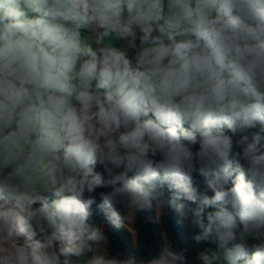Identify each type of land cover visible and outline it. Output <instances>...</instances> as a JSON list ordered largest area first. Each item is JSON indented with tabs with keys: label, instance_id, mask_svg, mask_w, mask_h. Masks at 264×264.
I'll return each instance as SVG.
<instances>
[{
	"label": "clouds",
	"instance_id": "1",
	"mask_svg": "<svg viewBox=\"0 0 264 264\" xmlns=\"http://www.w3.org/2000/svg\"><path fill=\"white\" fill-rule=\"evenodd\" d=\"M0 264H264V0H0Z\"/></svg>",
	"mask_w": 264,
	"mask_h": 264
},
{
	"label": "trees",
	"instance_id": "2",
	"mask_svg": "<svg viewBox=\"0 0 264 264\" xmlns=\"http://www.w3.org/2000/svg\"><path fill=\"white\" fill-rule=\"evenodd\" d=\"M112 232L111 250L114 254L144 258L165 246L169 240L176 242L177 246L189 247L193 254L199 247L191 241L194 230L170 211L161 214L155 210L141 214L134 229L126 225Z\"/></svg>",
	"mask_w": 264,
	"mask_h": 264
},
{
	"label": "rangeland",
	"instance_id": "3",
	"mask_svg": "<svg viewBox=\"0 0 264 264\" xmlns=\"http://www.w3.org/2000/svg\"><path fill=\"white\" fill-rule=\"evenodd\" d=\"M132 229H134V225H129ZM21 242H23V238H21ZM198 250V248H197Z\"/></svg>",
	"mask_w": 264,
	"mask_h": 264
}]
</instances>
